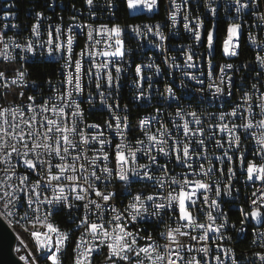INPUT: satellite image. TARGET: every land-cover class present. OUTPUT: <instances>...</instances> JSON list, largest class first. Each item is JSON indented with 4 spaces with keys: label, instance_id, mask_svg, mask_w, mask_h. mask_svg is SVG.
<instances>
[{
    "label": "snow or ice",
    "instance_id": "snow-or-ice-1",
    "mask_svg": "<svg viewBox=\"0 0 264 264\" xmlns=\"http://www.w3.org/2000/svg\"><path fill=\"white\" fill-rule=\"evenodd\" d=\"M259 2L264 3V0ZM85 3L89 8L94 6V0H85ZM156 3L157 0H127V7H142L152 11ZM184 3L187 5L190 0H184ZM212 3L213 0H204V7L215 17L218 9ZM106 4L109 10L115 6L113 0H106ZM170 5L174 11L170 12L169 19L175 26L181 5L176 0H170ZM231 6L235 8L237 20L244 10L252 9L260 25H264V13L257 14L255 10L258 0H231ZM42 15L41 12L36 13L37 23L32 25V36L39 37L41 34L39 21ZM202 26L203 21L199 17L192 21L189 15H184L185 31L191 33L196 44L207 49V77L210 81L207 90L213 98H222L227 87L228 95L231 96L232 76L227 74V70L233 69V65H221L219 76L213 75L211 57L215 52L218 36L215 26L209 29L205 45ZM75 27L87 28L88 41L94 40V44H86L79 54L74 51L76 36L72 25H69L66 34L57 25L55 35L49 31L48 39L38 44L29 39L22 46L13 38L6 41L0 35V61H13V50L16 48L34 54L36 47H46L49 56L59 54L60 59L64 60L65 70L61 81L63 91L53 88L54 95L44 99L42 103H37L34 96H28L29 103L13 101L8 107H0V165L3 166L0 167V218L8 220L10 225L19 224L29 234L36 253L39 254L29 250L26 255H20L19 260L22 264H63L61 257L70 242L69 231H62L51 217L66 209L68 218L76 224V230L83 229L72 250V264H93L94 253L104 255L107 264H211L212 260L215 264H225L220 254L211 256L210 245L215 244L217 253H222L224 257L234 256L231 248L217 243L231 239L224 234L227 214L221 208L220 198L232 194L231 184L236 176L232 167L235 153H240L235 158L243 165L247 157L241 151V143L249 137L255 142V151L253 160H247L244 169L246 179L260 181L262 187L252 193L254 198L251 199V212L240 209L244 217L240 223L244 225L249 217L251 220L264 219V163H255L257 156L264 159V92L260 90L264 85H259V80L252 84V91L244 92L242 103L234 105L231 111L220 112L218 115L209 114L208 119H215L217 122L209 123L207 127L224 134L219 138L213 131L206 134L204 120L197 111H185L180 106L181 98L175 96L170 86H166L161 95L171 98L177 104L174 116L170 114L171 126L160 119V110L157 109V115L139 120L137 127L133 128L128 116L121 117L116 111L119 104L113 106L108 103L112 96L111 89L114 84H118L120 74L124 71V29L118 24L111 27L106 24L95 28L92 25ZM143 27L147 29V33L142 32L139 25L129 26L137 37L151 33L160 41L155 47L162 48L165 36L160 31L161 26L155 25V30L153 26ZM95 36L104 39H95ZM241 36L242 23H229L222 47L225 56L239 55ZM248 40L264 52V40L252 33H249ZM101 43L104 47L96 48ZM149 43L152 41L149 40ZM74 55L77 58L73 68ZM194 55L191 51L186 52V69L197 66ZM85 56L90 64L86 70L83 66ZM98 57L104 59L97 62ZM21 59L25 60L26 57ZM255 61L264 69V55L257 53ZM165 63H168L167 59ZM111 67L115 68V80ZM169 67L180 68V65L171 63ZM143 68H155L156 73L161 71L154 64L136 66L138 79L135 83L140 89L137 101L144 97L140 84L144 79ZM9 70L14 72L11 77L7 75ZM182 74L196 84H204V80L197 75L187 71ZM26 76L27 72L20 68H5L0 71V87L5 89L3 97L6 98L10 86L25 88ZM85 76L87 84L83 82ZM148 79L151 80V77ZM93 82L101 106L107 108L111 117L104 125L87 123V114L81 107L83 101L78 102L76 99L88 88L87 100L91 105L93 94L90 86ZM48 84L51 88V81ZM105 86L109 90L107 95L103 90ZM197 91L205 90L201 87ZM255 93H259L255 102L258 112L253 108ZM19 94L21 98L24 96L23 91ZM230 118L242 119L243 122L237 124L235 119H231L230 123H226ZM154 122L158 124L155 131L152 130ZM255 129L259 130V134ZM106 131L110 134L106 135ZM136 131L141 136L135 137V144H132L130 136ZM115 138L119 142L114 143ZM213 141L215 148L224 150L222 155L215 156V160L221 165L225 161L228 163L227 183L223 185L219 180H212L217 172L220 177L225 175L223 168H215L208 155V146ZM141 158L147 162L139 163ZM175 167H179L181 171L175 172ZM157 172L159 175H156ZM115 183L124 185L123 191L107 190L110 184ZM134 183L144 185L136 194L129 190ZM213 191L215 198L211 195ZM119 196L128 200L123 208L113 203ZM77 209H82L83 214L73 217V212ZM201 215L205 218L203 222L199 219ZM165 216L172 222L165 223ZM140 222L155 223L157 227L163 224L164 228L158 233V237L164 243H158L157 237L151 232L142 235L140 231L129 229V224L135 227ZM256 235L261 241L260 247L264 248V232ZM17 239L24 249L28 248L22 238ZM140 241L145 243L141 244ZM104 249H107L106 253ZM15 250L19 253L21 248L17 247ZM254 255L260 264H264V252H256ZM232 264H236L234 259Z\"/></svg>",
    "mask_w": 264,
    "mask_h": 264
},
{
    "label": "built area",
    "instance_id": "built-area-1",
    "mask_svg": "<svg viewBox=\"0 0 264 264\" xmlns=\"http://www.w3.org/2000/svg\"><path fill=\"white\" fill-rule=\"evenodd\" d=\"M28 4H23L24 0H4V18L2 20V28H0V35H3L5 40L13 38L16 43L22 46L27 43L30 39L34 44H38L41 41L48 39V32L51 31L55 35L56 26L59 25L63 33H67L69 25L74 28V35L76 40L74 41V51L79 54L82 49L85 48L86 44L93 43L88 41L87 28L75 27L76 25H92L94 28L101 24H106L111 27L114 24H118L124 29L123 39L125 41V58L123 62L124 71L120 74L118 84H114L111 89L112 96L108 99V103L115 106L119 104V108L116 109L118 114L123 117L127 115L129 123L133 128H136L138 121L141 119L150 118L151 116L157 115V109H159L160 119L171 126L170 114L176 111L177 104L171 99L166 98L164 95L165 87L170 86L173 88V92L176 97L180 99V106L185 111H197L201 118L204 120V126L206 134L208 131L217 133V138L224 135L219 133L217 129L209 130L207 125L209 123H216L215 119L209 120V114L218 115L220 112L231 111L232 107L237 103H242L241 97L244 92H251V86L257 83L264 85V69L256 63L255 57L257 53L252 52V45L248 40L249 33L256 35H264V25H260L257 15H253L252 9H246L240 14L239 20H237V14L235 8L231 6V0H213L212 6L218 9L217 15L214 17L208 9L204 7V0H190L189 4H185L184 0H176V3L181 5L179 12H177V22L175 26L171 23H162V7L161 0H157L156 6L152 11H148L145 8L129 9L127 7V0H113L115 5L111 10L108 9L106 0H94V6L89 8L85 3V0H27ZM171 12L174 9L170 5ZM257 14L264 13V3L259 2L255 8ZM41 12L43 15L39 21L40 24V36H32L31 29L34 23H37L36 13ZM114 13V14H113ZM189 15L190 20L195 21L197 17L203 21L201 28L202 37L206 45V34L209 29L213 28V25H221L222 35L218 36L216 40V54L211 57L213 66V75L219 76V68L221 65L232 64L233 69L227 70V74L232 76L233 87L231 88V96L228 95V89L225 88V93L222 98H213L211 92L207 90V86L210 83L207 74L209 71L207 49L205 46L196 44L192 38L191 33L185 31L184 15ZM5 16L7 18L5 19ZM73 17L75 19H73ZM240 22L242 23V36L240 39V48L238 49L239 55L225 56L223 54V40L227 35V27L229 23ZM159 24L160 31L163 32L165 39L162 42V48L155 47L156 43H160L155 36L148 33L146 36H135L129 26L139 25L141 31L147 33L144 25L154 26ZM12 25L17 27L13 28ZM259 25V26H258ZM155 30V28H154ZM95 39H104L100 36H95ZM149 40L152 43H149ZM189 46H191L189 48ZM104 44L96 46V48H103ZM2 49V45H0ZM187 51L193 52L194 62L196 63L195 68L186 69L184 67V59ZM43 53V54H41ZM262 55L264 52L261 51ZM13 61H1L9 65V69L27 67L29 57H36V64L48 65L49 71L44 74L38 73V68L30 70V77H26V87L23 89H17L15 86H10L7 90L6 98L3 97L5 89L0 87V107H8L15 103H29L27 100L28 96H34L37 103H42L44 99H48L54 95L52 89H60L63 91V85L61 81L64 79V60L60 59L59 54L49 56L47 54L46 47L41 49L36 47L35 53L30 54L21 51L16 48L13 50ZM21 57H26L22 60ZM77 58L73 56V68L74 61ZM172 58H175L173 61ZM103 57L96 58L97 62L102 61ZM168 63H165V60ZM84 69L86 70L90 64L88 58L85 56ZM179 64L180 68L169 67V64ZM154 64L159 66L161 69L160 73H156L155 68H143L142 75L144 79L140 81L141 87L144 90V97L137 101L136 96L139 94L140 89L137 88L135 81L136 77L135 68L137 65H148ZM71 70V69H69ZM111 72L115 80V68L111 67ZM40 71V70H39ZM95 71V70H93ZM187 71L191 74L197 75L199 78L204 80L203 85L196 84L195 81L189 80L187 76L182 73ZM31 74L35 77L31 78ZM259 74V76H258ZM9 77L14 75L12 70L7 72ZM151 77V80L148 78ZM227 79V77H225ZM48 81H51V88L49 87ZM183 81V83H181ZM35 82V83H33ZM85 84L88 83L87 77H84ZM218 82V81H217ZM151 85V86H149ZM258 85V86H259ZM203 87L204 92H198L197 89ZM107 95L109 91L106 86L103 89ZM261 92H264V87H261ZM20 91L24 92V96L20 97ZM92 92V104L88 103L87 97L89 89L86 88L82 96L76 97L77 101H83L81 104L82 109L87 114V123H95L104 125L106 120H110L111 117L107 111V108L102 107L100 104V97L96 94L95 83L93 82L90 86ZM14 93V95H13ZM259 93L253 95V108L254 111L259 110L255 108L256 96ZM191 97H200V106L191 105ZM50 115V114H49ZM10 119V117H9ZM190 119V117L188 118ZM231 119L226 120V123H230ZM115 123L114 121H112ZM179 122V121H178ZM237 124L242 123V119H235ZM158 124L153 123L152 130L155 131ZM192 127H197L192 125ZM257 134L259 130L255 129ZM110 133L106 131V135ZM141 136L139 131L133 132L130 136L132 144H135V137ZM119 142L118 138L114 139V143ZM113 143V147H114ZM210 151L208 155L212 158V163L216 169L223 168L225 173L224 177H220L219 172L212 177L213 181L219 180L221 185L227 183V168L228 163L225 161L223 165L219 161L215 160L216 155H222L223 149L215 148L214 141L209 144ZM241 151L247 157V160H253V152L255 151V142L249 137L243 139L241 143ZM90 155V153H89ZM240 153H235V157H239ZM234 157L232 167L236 172V176L233 178L231 184L232 194L231 196H222L220 198L221 208L224 213L227 214V225L224 234L231 237V239L217 241L224 247L231 248L234 256L232 258L224 257L222 253H217L216 245H210L211 256L220 254L222 259L225 260V264H232V259L236 261V264H260L254 253L264 252V248L260 247L261 241L257 238L258 232H264V219L251 220L249 217L245 220L244 225L236 224V216H242L240 211L241 208L245 212H251V199L252 193L256 192L257 189L261 188L260 181H248L246 179V172L244 169L247 165V160L242 165L239 159ZM114 159V158H113ZM146 159L141 158L139 163H146ZM163 163V160L160 161ZM206 166H207V162ZM255 163H264V159L257 156L255 157ZM0 167H3L0 165ZM170 167H173L170 165ZM22 172L23 169H20ZM179 167H175V172H180ZM2 175V173H0ZM156 175H159L157 172ZM144 187L143 183H134L130 187V191L136 194ZM124 185L121 183L110 184L108 191H123ZM103 190V187H102ZM148 194V191H145ZM215 198L214 191L211 193ZM128 200H122V196L117 197V200L113 203L118 207L123 208ZM77 214H83L82 209H77L73 212V217ZM195 214V213H194ZM8 227L14 229L13 224H9L8 220L0 218ZM52 221L62 230L69 231L70 242L67 244L66 249L62 254L63 264H72L74 253L73 248L75 247V241L79 238L83 229L76 230V224L73 223L67 216V210L59 212L57 215L51 217ZM95 219V217H92ZM200 221H204V216L199 217ZM244 219V217H243ZM168 216H165V223H171ZM78 223V220L76 221ZM174 226V223H173ZM129 229L132 231H140L142 235H146L151 232L157 237V242L163 244L164 241L159 239L158 233L163 230L164 225L161 224L159 227L155 223H144L140 222L135 227L129 224ZM243 229L242 231L240 229ZM240 235H249V242L246 244H237V237ZM29 236V235H28ZM30 238V236H29ZM31 239V238H30ZM16 240L20 243L19 239ZM256 243H253V241ZM32 241V240H31ZM33 243V241H32ZM144 244V241H140ZM203 243V242H201ZM195 244V242H193ZM34 246V243H33ZM199 245H197L198 247ZM27 253V250L24 249ZM107 252V249H104ZM34 253H36L34 247ZM199 255L197 253H193ZM95 259L93 264H107L104 255L97 253L93 254ZM211 264H215L212 260Z\"/></svg>",
    "mask_w": 264,
    "mask_h": 264
},
{
    "label": "bare ground",
    "instance_id": "bare-ground-1",
    "mask_svg": "<svg viewBox=\"0 0 264 264\" xmlns=\"http://www.w3.org/2000/svg\"><path fill=\"white\" fill-rule=\"evenodd\" d=\"M161 6H163L162 7V23H171V20L169 19V14L171 12L170 0H161ZM214 26H215V31L217 32L218 25H213V27ZM0 28H2V26ZM259 39L264 40V35H259ZM252 52L261 53V49L257 48L255 45H252ZM214 54H216V44H215ZM35 63H36V57H29V62H27V67H23V70L27 72L26 77H29L30 75V70H29L30 65H33ZM191 105L200 106V97H191ZM125 195L127 194L125 193ZM122 200H127V199H125L124 196H122ZM241 219H243V216H236V224H241L240 223ZM13 227L18 228L19 230L24 232V230L17 223H13ZM26 234L29 235L28 233ZM246 242H249V235H240L239 237H237V244H246ZM36 255H39V254H36Z\"/></svg>",
    "mask_w": 264,
    "mask_h": 264
},
{
    "label": "water",
    "instance_id": "water-1",
    "mask_svg": "<svg viewBox=\"0 0 264 264\" xmlns=\"http://www.w3.org/2000/svg\"><path fill=\"white\" fill-rule=\"evenodd\" d=\"M16 234L0 219V264H22L14 253Z\"/></svg>",
    "mask_w": 264,
    "mask_h": 264
},
{
    "label": "trees",
    "instance_id": "trees-1",
    "mask_svg": "<svg viewBox=\"0 0 264 264\" xmlns=\"http://www.w3.org/2000/svg\"><path fill=\"white\" fill-rule=\"evenodd\" d=\"M25 3L28 4V1L24 0L23 4H25ZM3 18H4V0H0V27L2 26ZM216 35L217 36H221L222 35V27H221V25L217 26ZM35 64L30 65L29 70L32 71V70H35L36 68H38L40 71L38 70L37 75L39 73H43V72L45 74V73H47L49 71L48 65L39 64V65L35 66ZM5 68H9V65H7V64H5V63L0 61V71L5 70ZM29 77H30V75H29ZM31 78L34 79L35 77L31 74ZM13 230H14L16 236L22 238L24 240L25 244L28 245V248L26 250L27 251L31 250L34 253V246H33V243L31 241V239L29 238V236L26 233H24L21 230H19L18 228H14Z\"/></svg>",
    "mask_w": 264,
    "mask_h": 264
},
{
    "label": "rangeland",
    "instance_id": "rangeland-1",
    "mask_svg": "<svg viewBox=\"0 0 264 264\" xmlns=\"http://www.w3.org/2000/svg\"><path fill=\"white\" fill-rule=\"evenodd\" d=\"M20 247L21 251L18 253L16 252V248ZM14 253L16 254V256L19 258L20 255H26V251L24 250V248L20 245V243L16 240L15 246H14Z\"/></svg>",
    "mask_w": 264,
    "mask_h": 264
}]
</instances>
